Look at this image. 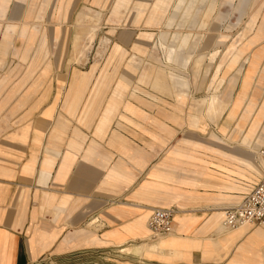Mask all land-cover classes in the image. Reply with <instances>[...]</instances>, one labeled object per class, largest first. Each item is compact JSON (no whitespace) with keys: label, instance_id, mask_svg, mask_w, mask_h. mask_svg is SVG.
Wrapping results in <instances>:
<instances>
[{"label":"crops","instance_id":"1","mask_svg":"<svg viewBox=\"0 0 264 264\" xmlns=\"http://www.w3.org/2000/svg\"><path fill=\"white\" fill-rule=\"evenodd\" d=\"M156 2H139L136 9L140 11L134 10L135 15L159 24L168 7L165 0ZM28 6L29 0H0V63L16 48L15 39H10L16 29L13 20L25 14ZM21 31L31 32L25 28ZM188 40L182 48L187 47ZM169 47L168 54L172 55L175 45ZM133 48L144 49L140 45ZM175 53L176 59L173 54L169 62L167 55L166 67L155 72L154 85L159 90L178 91L180 103L184 100L181 90L188 84L176 69L168 67L180 64ZM187 60H181V65ZM73 76L69 87L60 92L59 104L45 101L37 110L38 116L34 110L31 119L21 125H16L15 118L6 125L0 122L1 129L12 130L0 135V264H47L43 260L51 258L58 264H97L101 250L110 254L115 248L141 240L147 245L144 241L147 237L151 240V232L146 227L153 210L172 206L177 208L174 231L151 245L157 249L128 247L144 252L147 264H264L263 227L226 230L222 225L228 204L234 205L238 195L247 191V185L235 178L237 169L226 163L239 165L244 162L243 153L234 156L239 161H233L205 149L210 136L204 143L195 141L196 137H184L158 160L163 145L166 147L173 137L166 123L153 120L154 132H149L143 122L140 126L134 123L139 129L131 134L113 129L115 121L118 126L132 123L128 115L149 120L148 115L124 101L130 81L121 77L110 89L107 82L113 81L114 72L100 73L93 84V73ZM136 89L129 91L131 99L146 107L155 106L138 97ZM14 91L11 95L16 96ZM17 96L18 102L25 104L30 94ZM8 100L0 102V110ZM203 104L196 107L211 112L210 104ZM174 107L181 110L177 104ZM229 112L230 117L236 114L235 110ZM163 116L173 122L181 119L175 113ZM191 127L205 129L198 119ZM258 143L252 141L253 145ZM200 151L209 159L216 157L221 169L196 157ZM257 181L250 183L252 187ZM200 187L216 189V193H200ZM232 192L237 195H230ZM115 199H120L119 204H108ZM95 220L96 226H86Z\"/></svg>","mask_w":264,"mask_h":264},{"label":"rangeland","instance_id":"2","mask_svg":"<svg viewBox=\"0 0 264 264\" xmlns=\"http://www.w3.org/2000/svg\"><path fill=\"white\" fill-rule=\"evenodd\" d=\"M212 1L215 3V0ZM218 1V8L209 16H201L203 8L197 10L199 17L195 25L181 26L182 21L178 20V24L168 27L171 10L175 9L173 18L177 21L187 0H165L168 10L159 24L134 13V10L140 11V8L136 9L139 2L155 4L156 0H29L25 14L16 15L13 20L16 29L10 39H15L13 44L16 48L0 63V102L9 99L0 110V122L4 121L6 125L7 121L15 118L16 125H21L29 117L31 119L34 110L38 116L37 110L43 108L45 101L51 100L57 104L61 100L60 92L69 87L73 73H93V84L100 73L110 75L114 72L113 81L107 82L110 89H114L121 77L130 81L131 89L126 92L124 101H129L143 115H148L149 120H141L138 115L132 114L128 115L132 123H120L121 126H118V121H115L113 129L122 134H131L132 130L139 129L134 123L139 125L143 122L149 132H154L156 125L153 120H159L173 130V137L166 147L163 145L158 160H163L166 151L184 137H196L195 141L204 143L210 136L205 149L233 161H239L234 157L238 153L253 154L254 157L243 158L255 163L256 167L245 162L239 165L226 162L239 172L235 176L238 183L247 185L244 186L247 191L238 195L240 198L235 205L250 191V183L254 184L264 169L258 157V149L264 143V0ZM22 28L31 32L24 34ZM140 34H149L150 37ZM175 35H188L186 37L189 38L187 47L178 52L180 64L168 65L176 69L188 84L187 88L181 90L184 100L180 103L178 91L159 90L154 85L155 72L166 67L167 55L169 60L174 54L169 55L171 49L165 45L179 44ZM160 41L165 45L160 47ZM134 45L142 46L143 51L135 50ZM115 46L118 47L117 51ZM185 59L186 63L181 65V60ZM257 69V73H254ZM250 70L254 71L251 73ZM179 85L184 87L183 82H179ZM134 88L138 89V97L155 106L146 107L131 99L129 91ZM13 91L16 96L11 95ZM19 94H30L25 104L18 102ZM49 94L52 96L49 97ZM212 98L211 112L207 113L205 107H196L201 102H204V106L210 104ZM175 104L181 110L174 107ZM28 105L32 107L27 110ZM24 109L27 111L24 112ZM230 110H235L236 114L230 117ZM245 110L253 113L246 114ZM163 113H175L181 119L178 118L177 122L166 120ZM195 119L201 120L205 129L191 127ZM226 120L227 124L224 123ZM8 131L11 132V128H0V135ZM252 141L259 142L257 148ZM204 154L200 151L195 155L207 159L212 168L221 169L216 157L212 155L209 159ZM197 191L216 193V189L201 187ZM230 195L237 194L232 192ZM119 202L120 199H115L108 204L114 206ZM234 205L228 204L227 209ZM97 221L93 225L87 222L86 226L92 228ZM166 237L156 241L147 237L144 241L147 245L142 244L143 240L136 241L115 248L110 254L101 250L96 263L147 264L144 252L128 247L149 249ZM123 248L128 250L121 252ZM43 262L58 264L53 258Z\"/></svg>","mask_w":264,"mask_h":264},{"label":"built area","instance_id":"3","mask_svg":"<svg viewBox=\"0 0 264 264\" xmlns=\"http://www.w3.org/2000/svg\"><path fill=\"white\" fill-rule=\"evenodd\" d=\"M259 157L264 162V145L259 151ZM176 213L174 207L153 210L147 222L153 241L173 233ZM244 225L264 228V170L242 200L225 212L223 226L226 229L236 230Z\"/></svg>","mask_w":264,"mask_h":264},{"label":"bare ground","instance_id":"4","mask_svg":"<svg viewBox=\"0 0 264 264\" xmlns=\"http://www.w3.org/2000/svg\"><path fill=\"white\" fill-rule=\"evenodd\" d=\"M196 3H197V5H196ZM173 8H174V6H173ZM202 8H203V10H202V15L201 16L202 17L203 16H209V15L212 14V12L216 11V9L218 8V4L217 3H213L212 0H187L186 4L182 8V11L180 12L181 15L179 14V17H178L177 21H174V18H173V16L175 15V9L171 10V13L169 14V17L167 19V26L169 27V26H171V25H173L175 23L178 24L177 23L178 20H181L182 21V25L181 26H185V25L186 26H188V25L189 26L190 25H195L197 23L196 19L199 17V15L197 14V12H198L197 10L198 9H202ZM182 15H184V16H182ZM202 23H200V25ZM175 36H176L175 39H179V44L175 45V48L176 49L174 51V58L176 57V53L175 52L178 53V52H180V50L183 49L182 46L186 42V40H187V37L186 36H188V35H180V36L175 35ZM163 45H165V43L160 41L159 46L162 47ZM165 46L169 47L170 45L169 46L168 45H165ZM169 49H170V47H169ZM172 60H173L172 57H170L168 61L170 62ZM212 105H213V99L210 100V106H211V108H212ZM255 147L257 148L258 145H255ZM261 147L258 149V157H259V151H260ZM244 155L245 156L254 157L252 153H246ZM243 159H244V162L245 163H247L248 165L250 164L251 166L255 167V163H253V162L251 163V161L248 160V159H246V158H243ZM259 159H260V157H259ZM263 168H264V162L262 164V169ZM222 225H221V227H222ZM244 226H250V225H244ZM244 226H242V227H244ZM242 227H240V228H242ZM226 230H228V229H226ZM150 248H151V250H155V249H157V246H154L153 245Z\"/></svg>","mask_w":264,"mask_h":264}]
</instances>
